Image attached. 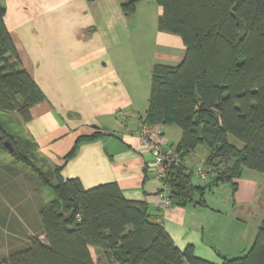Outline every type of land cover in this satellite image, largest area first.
<instances>
[{"label": "trees", "instance_id": "16d2710c", "mask_svg": "<svg viewBox=\"0 0 264 264\" xmlns=\"http://www.w3.org/2000/svg\"><path fill=\"white\" fill-rule=\"evenodd\" d=\"M142 1L126 0L123 13L134 15ZM156 2L163 9L159 30L179 36L186 54L178 65L153 67L150 103L141 121L177 126L182 131L177 152L184 162L197 148H206L204 163L214 173L205 186L195 185L194 170L181 166L172 168L166 182L173 205L208 207L212 188L229 184L234 195L246 169L264 174V0ZM5 15L0 0V149L9 154L4 143H12L15 152L9 155L38 173L49 199L40 213L44 240L30 238L0 264H95L90 248L102 255L103 264H214L198 257L192 245L179 249L162 218L152 215L147 203L127 199L117 183L86 190L79 179L65 180L62 167L50 165L46 174L34 163L29 154L35 155L34 148L38 152L35 141L25 130L8 131L9 121H3L15 111L24 123L30 121L31 108L45 95L23 68ZM101 136L79 137L64 161L82 143ZM220 264H264V222L246 255L223 257Z\"/></svg>", "mask_w": 264, "mask_h": 264}, {"label": "crops", "instance_id": "0c3cea01", "mask_svg": "<svg viewBox=\"0 0 264 264\" xmlns=\"http://www.w3.org/2000/svg\"><path fill=\"white\" fill-rule=\"evenodd\" d=\"M125 1L4 0L5 24L23 68L45 95L44 101L31 108L30 121H23L26 134L49 165L62 167L65 180L79 179L86 190L117 183L127 199L147 203L150 213L162 218L179 249L192 245L198 257L220 264L223 257L237 256L242 251L238 246L248 248L257 235L245 238L238 236L244 229L231 234L218 228L225 210L207 198L208 207L191 204L159 209L163 183L147 168L152 158L142 152L137 135L150 103L153 67L180 64L186 47L179 36L159 30L163 9L156 0V4L140 2L132 16L123 13ZM133 16L139 19L134 45L124 43L121 26ZM148 25L162 52L139 51ZM161 126L171 145L181 141L177 126ZM96 132L102 136L82 143L77 154L64 161L79 137ZM251 171H244L238 191L229 195L228 211L234 216L237 205L254 201L264 181ZM235 223L242 228V219ZM90 253L95 264H103L95 248Z\"/></svg>", "mask_w": 264, "mask_h": 264}, {"label": "rangeland", "instance_id": "374dc122", "mask_svg": "<svg viewBox=\"0 0 264 264\" xmlns=\"http://www.w3.org/2000/svg\"><path fill=\"white\" fill-rule=\"evenodd\" d=\"M147 2L156 4L155 0H148ZM138 21V16H133L126 18L125 21L122 22L121 26L124 28V43L134 45L133 35L134 31L139 29ZM147 28L148 30L144 38L141 39L138 44L139 51L162 52L161 48H159L156 43L154 32L151 31L149 25ZM2 116L3 114H0V118H2ZM6 121H9L7 129L10 132L16 131L17 134H22L25 130L23 118L16 111L6 113L3 123L6 124ZM24 135L27 134L25 133ZM230 140L232 144L241 146L239 141L235 138L230 137ZM19 150L21 153L25 152L21 145H19ZM31 151L32 153L34 152L35 155L29 154V157L33 158L34 163L42 172L48 174L50 165L43 162V156L39 155L36 148ZM206 152V148L201 146L197 148L195 152H192L185 160L188 169L194 170L193 181L198 185L206 184V181L198 178L195 172L196 169L202 166ZM19 162H16L9 154L0 149V260L7 257L11 250L26 246L30 238L40 235V239L44 240V236L41 235L42 225L40 213L41 209L48 204V189L44 186L37 172L31 170V167L25 164L24 161ZM4 166H8L9 169H6ZM251 174L263 176L264 178L262 173H257L256 171H251ZM261 178L262 177H260V179ZM262 183H264V181L259 184L256 193L257 196L252 203L239 204L236 206L235 216L234 212L228 211L230 207L229 195L232 194L229 184L219 185V188L216 187L212 192L207 193L206 198L208 201L211 200V205L225 210V212L220 214L221 224H219V222L217 223L218 228L221 227V229L229 231L231 234H236L241 229H244L238 236L250 238L251 234L253 235L254 233L256 237L259 227L264 221V186L262 187ZM215 201L217 203H215ZM241 216L244 217V220ZM238 218L242 219V228L240 229L236 227L237 223H235V226L233 225ZM228 241L229 240L223 242V245L226 246L229 243ZM234 242L235 239L233 237V243ZM215 243H217L216 240ZM219 244L221 245L220 239ZM252 245L253 243L249 244L248 248L247 245L238 246L237 249L242 251L236 254L237 256L235 257L246 255Z\"/></svg>", "mask_w": 264, "mask_h": 264}, {"label": "built area", "instance_id": "2783aa9c", "mask_svg": "<svg viewBox=\"0 0 264 264\" xmlns=\"http://www.w3.org/2000/svg\"><path fill=\"white\" fill-rule=\"evenodd\" d=\"M139 146L142 152L148 153L152 161L147 163V168L151 169L155 176L163 183V192L160 194L159 209L164 211L173 205L169 197L170 188L166 180L174 166H186L180 154L177 152V145H171L165 137L161 124L146 125L141 121L137 135ZM197 177L201 180H208V176L214 173L212 167L202 166L196 169Z\"/></svg>", "mask_w": 264, "mask_h": 264}, {"label": "water", "instance_id": "95a60500", "mask_svg": "<svg viewBox=\"0 0 264 264\" xmlns=\"http://www.w3.org/2000/svg\"><path fill=\"white\" fill-rule=\"evenodd\" d=\"M4 146H5V148L8 150L9 154H10L11 156H13V155H14V152H15V148H14V146L12 145V143H11L10 141H6V142L4 143Z\"/></svg>", "mask_w": 264, "mask_h": 264}]
</instances>
